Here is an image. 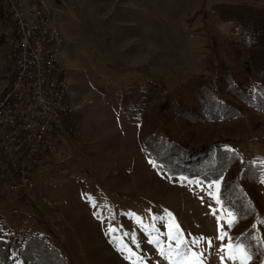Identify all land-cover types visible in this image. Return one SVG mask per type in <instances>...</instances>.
Here are the masks:
<instances>
[{
	"label": "rangeland",
	"instance_id": "1",
	"mask_svg": "<svg viewBox=\"0 0 264 264\" xmlns=\"http://www.w3.org/2000/svg\"><path fill=\"white\" fill-rule=\"evenodd\" d=\"M42 1L64 39L73 133L35 168L31 190L9 191L0 177L5 231L16 235L36 227L47 232L70 264H184L195 257L202 264H222L221 245L237 242L226 223L229 211L210 194L216 190L209 185L216 181L162 171L139 144V118L119 115L111 95L152 81L171 91L203 71L208 34L230 33V24L215 13L217 6L244 2L264 7V0ZM17 43L6 14L0 13V92L10 80ZM197 129L206 141H221L245 161L264 165L261 112L247 109ZM218 216L225 217L219 221L227 233L224 240L218 239ZM109 228L117 231L108 235ZM124 233L134 235L135 242ZM113 236L135 254L131 259L110 242ZM201 237L205 241L193 243ZM251 256L249 264H258ZM223 264L239 261L225 258Z\"/></svg>",
	"mask_w": 264,
	"mask_h": 264
},
{
	"label": "trees",
	"instance_id": "2",
	"mask_svg": "<svg viewBox=\"0 0 264 264\" xmlns=\"http://www.w3.org/2000/svg\"><path fill=\"white\" fill-rule=\"evenodd\" d=\"M0 13L6 14L16 33L8 2L0 0ZM215 13L230 24V33L208 34L203 71L169 92L156 81L115 89L111 101L119 115L139 118V144L162 171L206 183L219 181L221 206L237 217L232 240L264 264L259 190L264 165L245 161L221 141H206L197 129L239 117L247 109L264 115V7L222 3ZM3 222L0 213V264H70L47 232L30 227L14 235L5 231ZM43 228L48 230L46 224Z\"/></svg>",
	"mask_w": 264,
	"mask_h": 264
},
{
	"label": "built area",
	"instance_id": "3",
	"mask_svg": "<svg viewBox=\"0 0 264 264\" xmlns=\"http://www.w3.org/2000/svg\"><path fill=\"white\" fill-rule=\"evenodd\" d=\"M18 43L0 92V177L9 191L34 186V170L73 133L62 63L64 39L42 0H8Z\"/></svg>",
	"mask_w": 264,
	"mask_h": 264
},
{
	"label": "snow or ice",
	"instance_id": "4",
	"mask_svg": "<svg viewBox=\"0 0 264 264\" xmlns=\"http://www.w3.org/2000/svg\"><path fill=\"white\" fill-rule=\"evenodd\" d=\"M261 183H264V180L261 181ZM209 188L212 189L214 188L216 191L213 193H210L214 196V198L216 199L217 203H221L220 201V196H219V188H220V183L219 181H216L214 184H210ZM213 214L215 215V211L213 212ZM221 219H225L224 216H218L217 217V221H218V230L220 232L218 239L220 240H224L225 236L227 235L226 232L223 231L222 226H220L219 221ZM237 217L233 215L232 212H228L227 213V218H226V223L228 224L229 228L233 227L234 223L236 222ZM170 227H172L174 230H178L179 229V225H170ZM117 230L115 228H109L108 235H111L112 233L116 232ZM125 236L128 235H132L129 233H124ZM132 239L133 242H135V236L132 235ZM205 241V238L201 237L198 238L197 240L193 241L194 244H199L201 242ZM110 242H115L117 244V249L120 251H128L129 252V256L126 257L128 259H131V257L133 255H135L134 253H132L131 249H128L123 245V240L120 237H115L113 236V240ZM151 242V241H150ZM209 245L212 244V240H207L206 241ZM184 243V242H181ZM220 251L222 253L221 255V262L223 264L225 258H227L228 260L231 261H239V264H249V261L251 260L252 256L249 253L248 250H246L245 246L239 242H237L235 245L233 244H228L227 246L221 245ZM184 264H202V261L199 259V257H195V258H189L187 260L184 261Z\"/></svg>",
	"mask_w": 264,
	"mask_h": 264
}]
</instances>
